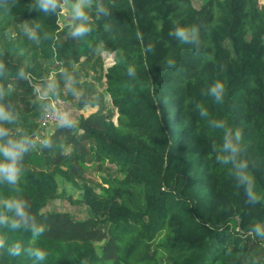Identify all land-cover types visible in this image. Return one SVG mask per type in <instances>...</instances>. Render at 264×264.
Instances as JSON below:
<instances>
[{"label":"trees","instance_id":"obj_1","mask_svg":"<svg viewBox=\"0 0 264 264\" xmlns=\"http://www.w3.org/2000/svg\"><path fill=\"white\" fill-rule=\"evenodd\" d=\"M196 1L104 0L111 15L96 19L90 10L92 32L75 40L68 21L59 23L61 10L45 15L32 0H0L7 17L42 26L41 43H34L40 61L89 63L98 52L125 58L104 73L116 123L112 109L80 117L75 129H59L51 147L26 154L16 192L0 186V196L25 200L30 215L46 226L36 241L28 231L0 226L6 241L0 264H264V241L249 235L251 225L264 223V199L247 203L229 166L215 162L212 144H221L222 133L208 124L223 119L241 130L256 191L264 198V4ZM105 23L111 31L104 30ZM175 24L200 27L199 54L168 35ZM45 32L50 38L44 39ZM148 44L154 46L150 52ZM169 58L175 68L166 66ZM0 62L5 64L0 88L22 90L25 112H33L35 106L25 101L32 87L25 80L9 81L18 68L1 57ZM129 64L135 77L127 75ZM215 80L225 85L222 104L201 95ZM195 101L206 107L208 117L198 115ZM85 105L94 103L87 97L78 108ZM62 144L72 150L64 154ZM87 157L116 171V177L97 185L99 193L83 176L79 158ZM56 177L80 192L90 217L44 211L58 196ZM17 242L45 250L46 259L9 255L7 248Z\"/></svg>","mask_w":264,"mask_h":264},{"label":"clouds","instance_id":"obj_2","mask_svg":"<svg viewBox=\"0 0 264 264\" xmlns=\"http://www.w3.org/2000/svg\"><path fill=\"white\" fill-rule=\"evenodd\" d=\"M32 7L45 15H56L58 11H70V17L67 24L68 34L72 39L81 40L88 37L92 32L93 17L89 11H95L96 19L107 18L111 15L110 9L105 5L104 0H32ZM5 11H11L5 8ZM42 26L39 23L30 25L25 22L22 27L23 34L29 41L39 45L41 43L40 30ZM105 31H111V25L104 24ZM168 35L180 44L191 45L196 54L201 50L200 27L192 25L182 27L175 24ZM49 34L44 33V39H48ZM153 45L148 44L146 51H152ZM91 48V45H90ZM92 51H95L93 48ZM108 56L112 63H124L125 58L122 53L109 52ZM166 66L176 67V61L169 58L166 60ZM5 71V64L0 62V75ZM127 75L136 76V69L133 65L127 66ZM17 79L26 80L28 74L24 68L17 70ZM10 94V93H9ZM75 95V92H74ZM202 96L211 97L217 104L224 102L225 85L220 80H215L206 89L201 90ZM50 114L55 118L59 127L66 129H75L78 121L73 115L64 108L63 110L49 106ZM194 110L201 118L209 116L208 110L200 102L195 101ZM19 117L18 111L6 102L5 90L0 89V186H5L9 191L16 192L21 184L24 168L23 161L26 154L36 147L49 148L52 145L50 138L35 139L25 135L22 132H13L6 125H14ZM209 127L220 130L222 133L221 144H212V152L215 154V162L219 165L229 166V174L232 176L236 187L243 189L246 202L251 205L261 203L262 198L256 191L254 176L252 174L249 160L245 156V148L242 144L243 134L239 128L233 129L223 119H209ZM28 204L25 200L16 196H0V226L8 228L10 231L25 230L31 233L33 241L38 240L46 231V226L38 224L28 211ZM264 241V223L257 222L251 225L249 235H253ZM5 238L0 237V249H5ZM11 256H19L27 253L34 257L37 262H43L47 257V252L40 248H23L17 242L7 248Z\"/></svg>","mask_w":264,"mask_h":264},{"label":"rangeland","instance_id":"obj_3","mask_svg":"<svg viewBox=\"0 0 264 264\" xmlns=\"http://www.w3.org/2000/svg\"><path fill=\"white\" fill-rule=\"evenodd\" d=\"M192 2L196 5L198 1L192 0ZM257 3L263 5L264 0H257ZM69 17L70 11L61 10L59 23L69 21ZM25 22L31 25L29 21L22 18L7 17L0 9V57L7 63L15 65L18 69H25L28 74V79L25 81L32 87L31 91H27L25 101L35 106L33 112L26 113L24 102L20 100L22 90L12 91L10 86L0 88L5 90L6 102L10 103L19 113L16 123L6 126L10 127L13 132H22L34 139L42 136L55 140L61 128L57 122L51 124L48 128L39 126L40 116L50 106L49 99L62 110L67 108L77 121L80 117L86 118L91 113L101 112L106 114L109 109H112L114 111L112 121L116 123V110L104 92V73L112 65V59L108 54L98 52L96 58L89 63L79 60L76 64L57 65L52 59L40 61L37 58L34 42L29 41L23 34L22 27ZM17 44L20 45V48L15 55ZM8 80L11 82L21 81L17 79V76H10ZM87 97L93 101L94 106L85 105L79 109V102L82 99L86 100ZM82 144L86 146L84 142ZM62 146L64 154L72 150L69 146H64V144ZM40 148L38 146L32 149L28 153L29 156L32 153L37 154ZM87 159L90 158L87 157L85 160L79 158V161H84L85 165L82 172L83 176L99 193L97 185L102 183V179L116 177V171L111 165L92 163L88 162ZM56 180L58 183V196L47 201L44 211L47 213L66 212L71 218L79 220L90 217L87 208L79 202L80 192L60 177H56Z\"/></svg>","mask_w":264,"mask_h":264},{"label":"built area","instance_id":"obj_4","mask_svg":"<svg viewBox=\"0 0 264 264\" xmlns=\"http://www.w3.org/2000/svg\"><path fill=\"white\" fill-rule=\"evenodd\" d=\"M49 99V98H48ZM50 100V106L59 108L58 106L54 105L53 102ZM61 109V108H59ZM62 110V109H61ZM56 123L55 118L50 114V108L43 111L42 115L39 118V126L41 128H48L51 124Z\"/></svg>","mask_w":264,"mask_h":264}]
</instances>
